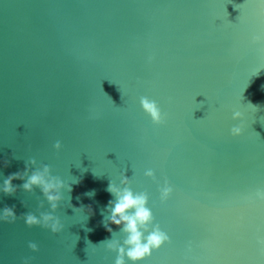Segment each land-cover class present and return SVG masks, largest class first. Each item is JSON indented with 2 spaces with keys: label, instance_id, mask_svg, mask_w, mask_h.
I'll list each match as a JSON object with an SVG mask.
<instances>
[{
  "label": "water",
  "instance_id": "95a60500",
  "mask_svg": "<svg viewBox=\"0 0 264 264\" xmlns=\"http://www.w3.org/2000/svg\"><path fill=\"white\" fill-rule=\"evenodd\" d=\"M262 33L264 0H0V187L35 158L32 170L49 165L71 188L53 213L58 234L0 221V264H114L103 242L125 234L103 221L122 174L171 238L139 264H264ZM24 182L0 192V209L50 211Z\"/></svg>",
  "mask_w": 264,
  "mask_h": 264
},
{
  "label": "clouds",
  "instance_id": "9594fccd",
  "mask_svg": "<svg viewBox=\"0 0 264 264\" xmlns=\"http://www.w3.org/2000/svg\"><path fill=\"white\" fill-rule=\"evenodd\" d=\"M253 43L264 42V33L254 36ZM152 57H149V62ZM140 105L144 112L148 114L154 125H162L167 120V113H163L158 103L155 100L148 97L140 98ZM233 120L241 121L240 124L234 125L231 128V135L233 137L241 136L244 132L245 125L243 123L245 117L241 111H234L232 115ZM62 145L60 141H56L54 148L59 151ZM16 158V157H14ZM7 167L9 161H5ZM37 165L35 158H29L25 161V169L22 172H15L7 176L3 180L0 192L5 195H15L17 186H14L12 181L16 179L24 180L25 182L20 187L27 193L34 195V188L41 189L44 198L50 205V211H41L39 217L28 212L17 217L15 213V206H5L0 209V221L7 223H14L18 218H22L27 227L40 226L45 229H49L53 234H58L64 229V224L61 222L59 216L54 215L57 211L59 202L63 199L62 190L67 189L71 191L70 185L66 184L60 177L53 176L51 174V167L49 165ZM145 176L155 180L154 171L149 169L145 171ZM131 180L124 174L120 177V185L118 186L112 180L110 181L107 191L115 197L114 200L108 202L107 211L110 213L105 217L103 223L106 230L112 233V228L109 224H115L121 227V232L125 234V238L122 243L119 239H110L104 241L106 248L115 252L116 258L114 264H127L128 261L131 264H139V262L151 257L153 251H158L163 245L170 244L171 238L165 232L161 230L159 224L154 223V216L148 205V194L146 192L134 193L130 187ZM173 192V188L165 180L164 186L160 188L161 202H166ZM85 195L92 197L95 195L94 190L85 193ZM261 199H264V190H259L256 193ZM39 201L38 208L44 207V200ZM22 203H25L22 201ZM25 206H27L25 204ZM77 210H83V207L76 208ZM91 213V208L88 209ZM264 243V241H261ZM28 247L33 251H39L38 245L35 242H29ZM187 250H192L191 243L187 246ZM23 264H29V259H25Z\"/></svg>",
  "mask_w": 264,
  "mask_h": 264
}]
</instances>
